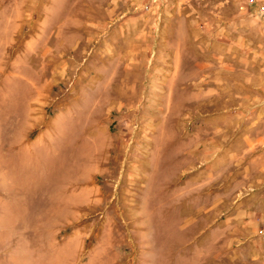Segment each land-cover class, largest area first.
<instances>
[{
    "label": "rangeland",
    "instance_id": "374dc122",
    "mask_svg": "<svg viewBox=\"0 0 264 264\" xmlns=\"http://www.w3.org/2000/svg\"><path fill=\"white\" fill-rule=\"evenodd\" d=\"M0 264H264V0H0Z\"/></svg>",
    "mask_w": 264,
    "mask_h": 264
}]
</instances>
